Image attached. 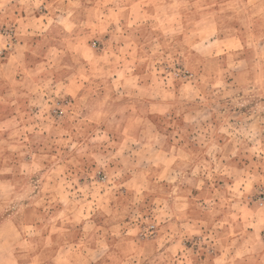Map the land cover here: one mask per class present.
Segmentation results:
<instances>
[{
    "label": "rangeland",
    "instance_id": "obj_1",
    "mask_svg": "<svg viewBox=\"0 0 264 264\" xmlns=\"http://www.w3.org/2000/svg\"><path fill=\"white\" fill-rule=\"evenodd\" d=\"M82 1L90 27L55 22L40 50L27 51L34 80L23 83L38 86L33 107L24 110L18 97L12 109L0 98V119L18 116L10 130L0 126V167H13L15 186L0 188V222L10 214L37 225L28 228L43 233L45 245L56 227L72 226L81 238L87 220L106 215L107 229L120 220L118 228L148 240L181 198H188L189 216H199L198 200L225 181L262 211L264 0ZM97 15L105 19L101 29ZM0 27L7 29L1 60L17 34L9 21ZM71 76L82 86L73 99L63 89ZM21 152L38 169L24 172L31 167ZM169 165L175 170L166 180L160 170ZM42 243L27 242L32 249ZM51 254L44 246L39 260L51 263Z\"/></svg>",
    "mask_w": 264,
    "mask_h": 264
},
{
    "label": "crops",
    "instance_id": "obj_2",
    "mask_svg": "<svg viewBox=\"0 0 264 264\" xmlns=\"http://www.w3.org/2000/svg\"><path fill=\"white\" fill-rule=\"evenodd\" d=\"M72 2L74 1L0 0V23H13L17 34L15 46L0 60V85H3L0 88V98L3 103L13 105L12 109L19 108V103L14 98L20 97L24 110L32 108L31 103L39 99L34 92L38 86H30L28 83L25 85L23 82L27 77L32 79L27 75L35 68L34 63L28 62L30 56L27 51L32 49L37 53L40 50V43L44 39L41 36L46 29L57 26L55 22L64 23L66 28L77 24L82 25L83 29L91 26L90 17H87L91 10L89 6L81 0L80 7L75 9ZM95 20L97 21L93 24H99L101 29L105 19L102 15H97ZM88 32L84 31V36ZM32 60L36 62L38 59L35 56ZM54 86L60 89L58 81L53 88ZM81 87H74L72 76L68 77L63 85L64 91L71 96L74 92H79ZM47 98L48 95L46 98L42 97L45 100H48ZM71 98L73 99V96ZM25 100L28 101L27 104ZM38 104L40 103H36ZM19 110L16 111L17 114ZM7 114L4 120L0 119V126L10 130L15 126L14 122L18 116L11 111ZM34 154V157L38 156ZM19 155L24 159L23 164L31 167L24 172L38 169L33 166L36 163L34 158L31 160V153L28 158L24 152ZM171 157L169 152L163 157V161H169ZM174 170L169 165L160 171H163L164 178L168 180ZM12 171V166L0 167V174L6 175L4 179H0V188L15 187L9 176ZM243 179L244 184L240 185L244 194L248 177L244 176ZM229 183L225 181L215 185L208 190L209 196L203 195L198 200L199 216H189L186 202L188 198H181L178 210L166 212L158 235L148 240L136 238L133 231L118 228L120 220L110 221L113 225L107 229L108 217L104 215L100 222L96 219L87 220L84 223V229L87 230L81 238L72 230V226L56 227L46 235L47 243L44 245L43 233L34 236L39 232L28 228H36L37 225L25 222L19 224L17 219L7 214L9 217H4V221L0 222V264H63L54 262L58 257L70 264H135V261L137 264H264V242L260 235L264 228V209L259 211L255 207L252 210L245 196H234L235 185ZM204 184L201 180L198 187L203 188ZM230 189H233V192H230ZM221 198L223 200H220ZM5 203L6 199L0 196V213L5 211ZM214 207L217 209L211 216ZM39 239L43 240V247L29 248V240L37 242ZM44 246L52 252L51 263L39 260Z\"/></svg>",
    "mask_w": 264,
    "mask_h": 264
},
{
    "label": "built area",
    "instance_id": "obj_3",
    "mask_svg": "<svg viewBox=\"0 0 264 264\" xmlns=\"http://www.w3.org/2000/svg\"><path fill=\"white\" fill-rule=\"evenodd\" d=\"M5 33H7V29L0 27V35H5ZM3 48H1V46H0V53L2 52ZM256 202H257L258 206H264V190L259 192L257 199H256ZM260 235H261L262 241L264 242V228L261 230Z\"/></svg>",
    "mask_w": 264,
    "mask_h": 264
}]
</instances>
